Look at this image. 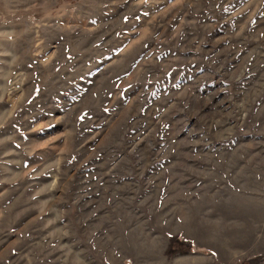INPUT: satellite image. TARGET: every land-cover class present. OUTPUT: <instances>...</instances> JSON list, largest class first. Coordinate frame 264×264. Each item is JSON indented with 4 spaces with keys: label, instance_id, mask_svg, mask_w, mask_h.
Instances as JSON below:
<instances>
[{
    "label": "rangeland",
    "instance_id": "obj_1",
    "mask_svg": "<svg viewBox=\"0 0 264 264\" xmlns=\"http://www.w3.org/2000/svg\"><path fill=\"white\" fill-rule=\"evenodd\" d=\"M0 264H264V0H0Z\"/></svg>",
    "mask_w": 264,
    "mask_h": 264
}]
</instances>
